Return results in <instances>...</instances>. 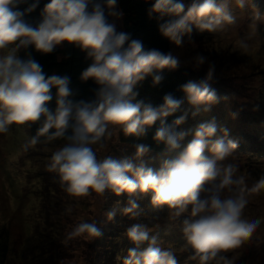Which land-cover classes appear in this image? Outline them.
Here are the masks:
<instances>
[{"label":"clouds","instance_id":"1","mask_svg":"<svg viewBox=\"0 0 264 264\" xmlns=\"http://www.w3.org/2000/svg\"><path fill=\"white\" fill-rule=\"evenodd\" d=\"M25 2L0 0V49H9L7 55L0 57V133H8L13 124L30 127L40 122L37 133L25 142L23 149L28 151L55 139L67 141L51 154L45 169L54 174V182L70 197H100L106 190L116 195L126 192L130 197L128 206L121 211L136 217L139 205L132 197L151 193L152 205L167 206L171 220L186 214L180 230L193 250L190 260L197 264H233L225 253L244 244L261 224L260 219L245 218L244 209L250 193L264 190V175L251 188L246 187L245 177L236 174L238 165L227 162L238 144L229 138L226 128L218 127L215 118L200 123L186 147L175 157L164 159L158 170L146 166L144 157L150 148L144 144L136 146L132 157L98 155L121 129L125 135L140 137L157 121L154 140L165 143L169 151L181 148L180 141L188 132H177L175 126L184 123L186 115L172 124L166 118L184 100L166 94L164 103L154 107L138 100L136 90L148 76H152L154 85L159 84L164 69L179 67L178 58L171 52L145 50L140 40L118 32L115 23L109 22V17L123 16L116 10L117 0H49L36 27L24 17L38 7L39 0L23 12L18 10L17 6ZM233 4L243 8L245 0H192L187 6L179 0H155L148 15L152 18L156 13L160 20L170 17L159 24V31L180 46L185 35L191 38L193 26L200 33H223L235 23ZM65 41L75 44L92 60L80 75L82 81L92 79L100 86L90 101L71 98L69 76L46 78L35 60H22L16 55L20 48L30 45L51 53ZM241 47L247 46L242 42ZM194 59L196 67L207 61L199 53ZM214 68L210 64L205 79L181 86L195 108L193 116L228 99L218 96L209 83ZM53 88L54 110L49 107L54 99ZM232 115L235 118L236 113ZM69 129L71 134H67ZM218 131L223 134L217 135ZM206 150L210 155H205ZM67 211L71 213L72 209ZM107 216L111 220L115 212L110 211ZM101 234L95 220H81L66 233L63 243L73 239L88 241ZM127 235L137 248L129 249L123 264H178L170 250L157 246L156 237L151 238L146 249L139 250V245L149 241L144 226L130 227Z\"/></svg>","mask_w":264,"mask_h":264},{"label":"rangeland","instance_id":"2","mask_svg":"<svg viewBox=\"0 0 264 264\" xmlns=\"http://www.w3.org/2000/svg\"><path fill=\"white\" fill-rule=\"evenodd\" d=\"M258 1L264 5V0H245L243 8L233 4L235 11L238 10L233 13L236 18L235 23L228 26L223 33L207 31L200 33L193 27L191 38L185 35L182 45L178 46L173 42L172 54L178 58L179 65L186 66L192 71L191 81L199 82L205 79L210 64L214 65L213 79L209 81L211 87L217 85L225 91L229 89L235 101L247 105L246 116L245 112H241L246 123L248 115H254L261 118L264 126V94L260 92L262 87L264 89V65H258L264 60V14H258L264 10L261 6H257L255 2ZM183 3L186 6L191 4ZM115 21L113 17L112 22L116 23ZM197 33L202 35V38L195 37ZM248 34H251L250 38ZM242 42L246 44V48L241 47ZM8 52L9 49H0V57L7 55ZM198 53L207 57V61L196 67L194 58ZM223 104V101H219L218 106ZM231 109L229 107L227 111ZM182 131L188 132V135L180 141L181 148L168 150V156L163 159L175 157L186 147L185 143L187 145V142L191 141L193 133L187 129ZM122 132L121 129L107 142L106 148L98 153L100 158L110 155L122 159L135 154L137 145L123 142L120 139ZM29 139V126L25 125L13 124L8 133H0V227L7 230L9 246L12 250L7 264H19L21 260L19 251L24 248L22 254L25 255L28 247H31L30 244L34 242L31 237L36 229L45 231L49 228L58 233L60 242L59 246L54 243L50 250L43 245L39 250L41 260L50 259L57 250L58 261L61 260L57 264L109 263L105 255L109 251L99 253L98 259V250L92 247L93 240L98 237L88 241L73 239L67 244L63 243V240L66 233L81 220H89V222L95 220L100 227L98 217L108 218L110 207L115 205L113 196L115 193L106 190L100 197L95 194L84 198L70 197L60 188L58 182H54V174L45 169L51 154L66 142L39 143L34 148L24 151L23 145ZM207 155L210 153L207 152ZM144 159L147 167L159 169L158 158L151 157L149 153ZM244 161L246 163L238 165L236 174L244 176L246 187L251 188L264 175V158L244 157ZM227 162L232 161L229 158ZM150 195L151 193L141 194L137 199L146 202V199H150L148 198ZM248 199L249 203L244 209L245 218L260 219L261 224L244 244L225 255L233 261V264H264V190L250 193ZM68 208L72 209L71 213L67 211ZM151 214L159 220L163 218L167 220L166 216L170 215V212L168 207L164 206L155 208ZM184 215L180 218H184ZM182 220L175 222L178 224L175 225L178 233L181 231ZM173 248L175 251H180L179 253L190 249V252L185 253L189 257L193 255V250L185 243L181 242L179 246L172 247V250ZM187 263L191 264L190 260Z\"/></svg>","mask_w":264,"mask_h":264},{"label":"trees","instance_id":"3","mask_svg":"<svg viewBox=\"0 0 264 264\" xmlns=\"http://www.w3.org/2000/svg\"><path fill=\"white\" fill-rule=\"evenodd\" d=\"M33 2H35V0H26L25 3L19 4L17 8L23 12ZM48 2L49 0H39L38 7L33 12L27 13L24 19L32 24L33 27H36L41 20L40 13L44 5ZM100 2L102 3L103 0H100ZM179 2L192 3V0H179ZM154 3L155 0H117L116 10L123 13L121 18H115L117 31L128 33L132 39L140 40L143 43L145 50L157 49L165 54L168 52L172 53L173 42L162 35L159 31V24L166 22L171 18L164 17L163 20H160L156 13L150 18L148 11ZM255 3L257 6H261L264 10L263 3L260 1ZM235 10L236 8L232 6V14L238 12V10ZM261 13L264 14V12L261 11L258 15ZM112 18L113 17H109V22H112ZM201 36L202 35L199 33L195 35V37L199 39L202 38ZM201 41L203 42L205 40ZM16 55L22 60H27L29 58L35 60L42 67L46 78L52 75H59L61 77L65 75L69 76V86L73 91V96L71 97L73 100L79 101L83 99L85 101H90L95 98V90L100 86L92 79H89L86 82L80 79L81 73L92 63V60L87 58L86 52L82 51L75 44H70L65 41L61 45H57L51 53L40 52L36 50L34 45H30L27 48H20ZM258 65H264V60H261ZM161 74L163 75V80L159 84L154 85L152 76H148L144 81L137 85V99L143 100L145 103H150L154 107H158L164 103L163 98L166 94H172L176 99H183L184 103L181 107L175 113L166 118L167 123L172 124L175 119L186 115L185 122L175 126L177 132L187 129L193 133V139L195 128L200 123L215 118L218 127L226 128L228 130L229 138L233 139L238 144L233 156L229 157L233 163L237 165L246 163L244 157L264 158V126L262 125L261 118L254 115H248V122L246 123L241 112H245V107H247V105L244 106L240 104V102L235 101V97L229 89L225 91L221 86H213V88H216L215 90L218 96H227L228 99L220 100L224 102L223 105L218 106V103L214 104L211 106L210 111L204 112L201 110L199 114L193 116L192 113L194 106L187 101L186 94L181 89L182 85L192 80V71L186 66L179 65L178 68L173 70L166 68ZM229 88L231 89V87ZM260 92L264 94L263 87L260 89ZM52 93L54 99L49 102V107L54 110L55 88L52 89ZM229 107L232 109L227 111ZM233 113H236L235 118L232 115ZM39 127L40 122L31 124L29 127L30 138L37 133ZM158 127L159 121L153 126L147 128L145 135L137 137L135 135H125L122 132L120 139L123 142L131 144H144L149 146L151 157L158 158L159 165L157 164V167H160L164 160L163 158L168 156V148L165 143L157 142L153 138ZM67 134H71L70 129ZM222 134L223 133L219 131L217 133V135ZM214 138L215 137H213V139ZM43 139L44 138L41 137L42 141ZM51 142L62 143L67 141L61 138L55 139ZM188 143L189 142H187V144ZM207 152L208 151L205 152V155H207ZM113 196L115 205L113 204V206L110 207V211L115 212L114 218L110 220L109 218H103L102 216L98 217L102 234L96 238L97 240H93L94 242L92 244V247L98 250L97 258L99 257V253L109 251L105 254L109 260V263L106 264H123V259L128 257L129 249L137 248V245L128 237L127 230L130 227L139 224L147 229L149 235V241H145L139 245V250L146 249L151 238L156 237L157 246L162 250H170L178 264H188L187 262L190 259L185 252H190V249L183 250L185 252L182 253H179L180 251H175L174 248L172 250V247L179 246L181 242L182 244L185 243L187 246V241L183 233L181 231H179L181 234L178 233L176 228L178 224L175 223L182 220L183 217L179 220H171L169 218L170 215H167V220L166 218L159 220L158 217L151 214L152 210H155L156 208L151 203V195L148 197L150 199H146V202L142 201V199H137L135 196L132 197V199H135L139 205V215L136 217H132L130 214L124 215L121 210L123 207L128 206V200L130 198L129 194L125 192L120 195L113 194ZM157 227H159V229H157ZM31 238L34 242L30 244L31 247H28L29 249H27L25 255L22 254L24 248L19 251L21 258L19 264H57L61 262V260L58 261L59 251L57 250L53 253L50 259L47 258L45 260H41L42 256L41 253H39V250L43 245H46L49 250L53 247L54 243L58 245L60 239L57 232L52 231L51 228L46 229L45 231L36 229ZM9 240L7 230L4 227H0V264H7V262L10 261L12 250L9 246ZM160 244L163 246H160ZM52 250L54 249L52 248ZM190 263L197 264V261L190 260Z\"/></svg>","mask_w":264,"mask_h":264}]
</instances>
